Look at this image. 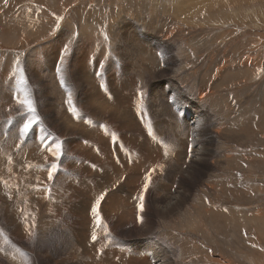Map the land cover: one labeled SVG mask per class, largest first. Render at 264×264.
I'll return each instance as SVG.
<instances>
[{
  "label": "rangeland",
  "instance_id": "rangeland-1",
  "mask_svg": "<svg viewBox=\"0 0 264 264\" xmlns=\"http://www.w3.org/2000/svg\"><path fill=\"white\" fill-rule=\"evenodd\" d=\"M233 1L218 0L217 4L214 0H187V2L183 0H0V35L4 38L0 40V80L3 81H0L2 86H0V181L5 175H8L10 181H14L7 184L0 182L2 183L0 188L3 185L6 189L3 194L0 193V204L10 201V196L15 194L17 203L15 207L19 210V214L14 217V223L19 215L23 214L22 221L27 222H21L24 226H21L22 231L25 232V228L29 226V230H26L23 236L15 235L13 232L7 233L10 231L5 232L0 228V243L7 245L3 250L12 252L17 249L20 252L19 258L22 261L25 258L23 264H82L85 261L84 257L87 256L92 261L96 259L94 264H102L99 257L106 254L108 257L111 256V264H133L135 258L137 260L147 258V261L149 259L151 261L147 264H153L150 254L146 252L148 250L144 248L152 247V242L157 241L156 236L159 232L155 230L158 227L146 231L144 224L150 221L157 226L153 200L161 193L167 192V189H173L179 184L178 180H181L190 162L188 156L184 158L183 153L191 155L192 146L188 144L192 142L188 141L185 145L182 132L175 136L174 133L163 129V126L160 127L162 133L158 136L151 124L152 118L161 116L159 119L162 124L181 126L184 114L187 108H190L188 98L194 99L195 93L190 92L188 95L185 89H180L181 85L177 81L188 78L194 80L193 82L204 81L207 86L215 87L221 78H224L219 84L220 88H217L219 93L217 94L216 89L213 88L211 94L217 95V104L224 108L225 119L222 120L224 122L222 125L226 127L225 135L214 143L209 142L205 161L199 162L193 159L196 165L194 171L199 173L203 180L208 176L213 177V182L218 188L206 196L195 192L193 188L196 187V182L189 181L194 196V199L190 198L189 208H198V211L207 213L203 229L205 233L203 236V233L184 229L182 232L179 231L184 238L181 241L189 247L194 256L186 255V259L183 254L180 255L177 247L173 253H166V259H171V263L174 264H194L196 259L204 260V264H210L213 258L221 257V261L225 264H264V0ZM2 33L5 34L3 37ZM164 34L168 37L166 35L164 41L159 44L158 39ZM65 46L67 51L64 50ZM36 78H42L43 85L51 78H93L92 82H97L98 91L103 92L105 96L99 97L98 106L105 108L108 103L109 106L106 108L111 106L110 110L114 106L117 108L112 102H115L112 99L116 98V95L111 88L114 85L120 86L122 81H126L123 95L121 94L120 97L121 102L123 101L121 105L126 106L130 111H138L142 119L137 126L130 120L127 122L126 119L124 121L126 126L119 128L117 123L107 122L102 118L103 134L106 137L105 142H110L112 145L120 142L127 153L134 156L137 160L134 162L141 169L135 172H130L129 169L119 170L117 166L112 165L114 160L97 144V121L92 112L94 104L88 108L85 107L87 102L81 100L86 93L85 86L80 90L72 85L64 86L66 89H63L61 84L64 98L56 102L47 99L52 102L51 106H47V110L50 109L53 113L59 112L62 121L65 120L69 126L65 134L45 124L43 119L46 118L44 117L46 107L44 109L39 101L37 95L39 88L34 84ZM148 78H160L164 83L168 82L171 87L180 90V95L168 97L167 93L171 92L169 86L165 88L166 93L156 90L157 87L154 91L153 87L149 86ZM43 89L47 94L51 91L48 86ZM155 93L157 97H154ZM10 95H13L11 96L13 101ZM51 95L56 94L52 92ZM5 97L10 98L6 101ZM156 98L158 102H152ZM50 99L52 100V96ZM12 102L14 103L11 104ZM103 103L106 105L102 106ZM29 104L33 109L31 112L27 110ZM199 107L203 113L215 117L216 113L212 112L208 105ZM20 117L35 120L34 127L42 130L43 136L37 134L29 138V134L21 135ZM227 117L229 118L226 119ZM79 123L85 128L78 131L73 139L70 135L73 136L75 125L79 126ZM208 125L204 123L201 126L209 130ZM189 128L191 130V125ZM120 135L127 136L128 139L120 140ZM202 139L207 143L204 137ZM156 140H158L157 145L150 149L152 142ZM31 142L34 146H29L30 152L25 151L21 163L17 164L15 160L13 163L12 154L15 152L20 154ZM169 142L180 152L179 156H175L174 153H168V158L164 156L163 149ZM187 145L188 150L185 148ZM35 148L39 150V155L28 159L27 156L32 155ZM8 149L10 155L7 153ZM215 153L218 156L214 155ZM218 159L223 164L218 166L216 163ZM6 165L10 167L8 166L2 174L1 170ZM112 167L113 175L108 172L113 169ZM88 168L92 170L107 168L103 171L107 176L110 175L112 179L110 181L114 183L117 179L116 185L109 188V193L129 183L128 188L134 194L136 200L134 207L138 214L134 213V217L132 216L130 220L128 218L132 208L130 201L127 202L124 197L114 195L123 203L120 204L125 215L122 216L121 211H116L105 217V219L110 218V221L104 219V222H101L99 216L98 225L94 223L91 225L96 232L95 242L92 240L90 229H88V239L83 240L79 226L81 219L66 210V199L81 185L79 179L94 178V172L87 171ZM50 170L53 171L51 180ZM158 178L160 179L155 181ZM145 184L148 185L146 189ZM15 185L21 187L20 192L14 191ZM29 190L39 194L35 196L38 201L35 200V207L25 208L26 203L20 196ZM92 192L94 194L89 192L87 196L93 194L92 198H95L96 190ZM103 192L96 198V200L101 197L104 199L100 200L99 205L106 201V195L109 194L108 191ZM16 196H19V199ZM87 196L85 198L89 199ZM85 198L83 196L80 199L77 196L74 198V203L79 204L80 200L86 201ZM55 207L60 212L56 211ZM96 208V212L99 213L100 208L97 206ZM3 209L4 206L0 207L2 224L6 219L3 217ZM38 209H41L42 213ZM257 209L262 213L259 218L253 215ZM13 211L15 209L11 212ZM48 211L57 216L58 225L46 234L42 233L39 227L42 224L40 217ZM114 219L121 220L122 223L116 226L114 221L112 222ZM66 228L71 229V235L65 232ZM3 259L6 258L0 254V264H9Z\"/></svg>",
  "mask_w": 264,
  "mask_h": 264
},
{
  "label": "bare ground",
  "instance_id": "bare-ground-1",
  "mask_svg": "<svg viewBox=\"0 0 264 264\" xmlns=\"http://www.w3.org/2000/svg\"><path fill=\"white\" fill-rule=\"evenodd\" d=\"M183 1H186L187 0H183ZM216 1V3L218 2V0H214V2ZM236 1H239V0H234L233 2H236ZM185 2V3H186ZM206 2V1H205ZM191 3V1L189 2ZM193 3H195L193 1ZM210 3V2H209ZM168 4V3H167ZM187 4V3H186ZM207 4V2H206ZM218 4V3H217ZM230 4V3H229ZM228 4V5H229ZM181 5V4H180ZM184 5V4H183ZM212 5V3H211ZM210 5V7H211ZM220 6V5H219ZM179 7V5H178ZM181 7V6H180ZM177 10H179L177 8ZM178 12V11H176ZM174 13V11H173ZM196 14V13H195ZM176 15H178V13H176ZM194 15V14H193ZM125 18V17H124ZM126 19V18H125ZM126 21V20H125ZM128 21V19H127ZM126 21V22H127ZM117 22V21H116ZM122 23V22H121ZM172 24V23H171ZM116 27V26H115ZM123 27V26H122ZM132 28V27H130ZM83 29V27H82ZM96 29V28H95ZM134 29V27H133ZM3 30V29H2ZM129 30V29H127ZM136 30V28L134 29ZM4 31H5V28H4ZM1 32V31H0ZM129 32V31H128ZM127 32V33H128ZM167 32V31H166ZM5 33V32H3ZM2 33V37L3 34ZM7 33V32H6ZM171 33V31H170ZM133 34V32H132ZM130 35V34H129ZM167 34H164L162 36H160V38L158 39V42L159 44H161L165 37H166ZM170 35V34H169ZM131 37V36H130ZM134 37V36H133ZM168 37V35H167ZM0 38H1V35H0ZM132 38V37H131ZM171 38V37H170ZM4 38H1L0 40H3ZM136 39V38H135ZM161 39V40H160ZM135 41V40H134ZM2 42V41H1ZM137 42V41H136ZM135 42V43H136ZM3 43V42H2ZM134 43V42H133ZM48 45V44H47ZM56 45V44H55ZM129 45V43H128ZM12 46V45H11ZM53 47V46H52ZM58 48V46H57ZM54 49V48H53ZM124 49V48H123ZM139 49V48H138ZM142 49V48H141ZM102 51V50H101ZM114 51V50H113ZM123 50H121L122 52ZM115 52V51H114ZM41 53V52H40ZM67 53V52H66ZM123 55H125V53H122ZM116 55V54H115ZM128 55V54H127ZM119 56V55H118ZM126 57V56H125ZM11 58V57H10ZM15 61V59H14ZM8 62V61H7ZM7 64V63H6ZM10 63H8L9 65ZM178 64V63H177ZM248 65V64H247ZM24 66V65H23ZM54 66V65H53ZM25 67V66H24ZM30 68V67H29ZM42 68V67H41ZM222 69V68H221ZM10 70V69H9ZM12 70V69H11ZM159 71V70H158ZM173 71V70H172ZM84 72V71H83ZM76 73V72H75ZM74 75V74H73ZM48 76V75H47ZM76 76V75H75ZM200 77V76H199ZM23 79V78H22ZM162 79V78H161ZM192 79V78H191ZM214 79H218V78H214ZM224 78H221L219 84L224 81L223 80ZM21 80V79H19ZM42 78H36V81H34V84L36 85L37 88H39L37 90L38 92V98L40 99L39 101H41V103L43 104V108L45 109V115L44 117L46 116L44 120L45 124L51 126V127H54L56 131H60L62 134H65V131L66 129H68V125L67 123L64 121H62L63 119L60 117V113L59 112H52L49 110H47V106H51L50 104L52 102H49L48 100L50 101H53V102H56V100L58 99H63L64 96L62 94V89H61V84H63V89L65 87H68V86H76L77 90H80L82 89L84 86L86 87L85 89V92L84 93V97H82V101L83 102H87V106L85 107H88L93 105L94 104V109L92 110L93 112V115L97 121L96 123V130H97V138H96V142L97 144H99V146H101V148L103 149L104 153H106V155L108 154V156H110L114 161H113V164L112 165H115L117 166V168L119 170H123V169H129L130 172H135L137 170H140L141 167H138L136 165V163L134 161H137L135 160L134 156L130 153H127V151L121 146L120 142H115L113 145L110 143V142H105V136L103 134V122L102 121V118L103 120H106L107 122H114V123H117L119 128L122 127V126H126L125 124V120L127 119L129 122V120L131 121L132 124L134 125H138V123L141 121L142 117L139 115L138 111H130L126 106H122L121 103H123V101L121 102V99L120 97L123 95L122 94V91H124L123 89L125 88L126 86V81H122L121 82V85L120 86H117V85H114L112 89L113 92H115V97L114 99L112 100H115L112 101L113 102V105L115 104L117 108H115V106L113 107L112 110H110L109 107L108 109L106 107L109 106V104L107 103L108 106H106L105 108L104 107H101V106H98L99 103H98V99L99 97L101 96H104L101 92L98 91L97 87V82L93 81V78H57V79H50L49 82H45V85L42 84L41 82ZM119 80V79H118ZM201 80H203L201 78ZM2 81V80H0ZM24 81V80H23ZM71 81V82H70ZM109 81V80H107ZM148 83H149V86L153 87L154 91H155V88L157 87L156 90H159L160 92H163V93H166L165 92V88L169 86V88L171 87L168 82H165L163 80H160V78H148ZM167 81V80H166ZM194 81V80H193ZM191 81L190 79L188 78H184L182 79L181 81H177L180 85H181V88L180 89H185L188 93V95L190 94V92H194V99H189L188 98V104H189V107L191 108H187V112L184 114V120H182V125L181 126H175L173 124H170V125H164L160 122V119L159 116L158 118H152V126L155 130V132H157V135L160 136L161 133H162V129L160 127L163 126V129L165 128L167 131L169 132H172L174 133V135L176 136L178 133L182 132L183 133V137H184V140H185V145L189 142H192L188 145L192 146L191 148V152L190 154L191 155H186V152L183 153V156L184 158H186L188 156V159H190V162H188L189 166L186 167V170L184 171L183 173V176L181 177V180H178V183L176 186H174V188H170V189H167V192H163L159 195V197L155 200H153V212H154V215L157 219V226H154L153 224L150 223V221H148L147 223L145 222L144 226L146 228V231H152L154 229H156L155 227H158L155 231L156 232H159V236L157 235L156 236V239L157 241H153L152 242V247H149V246H146L144 249H147L148 251H146L148 254H150V258L152 259V263L153 264H174V263H171V259H166L167 257V254L168 252L170 253H173L175 251V249L178 247V251L181 254H183V256L187 259V256L188 257L190 256H194V253L191 252L189 250V247H186V245L182 242L184 238H182V235L180 234V232L184 230H187V231H190V232H198V233H203V236H204V227H205V218L207 216V213L205 212H202V211H198V208H189L190 207V198L194 199V196L192 195V188L189 184H191V182H196V187L193 188V190L199 194H203V195H210L216 188H218V186L213 182V177H207L206 179H202L199 175V173L197 174L196 171H194V163H193V159H197L199 162H202V161H205V152L208 150V146L210 145L209 142H212L214 143L218 138H220L222 135L224 136L225 132L226 131V127H224L222 125V120L225 119L224 117V108L222 105H218L217 102H216V98H217V95L216 94H211V89L215 88L216 89V92L217 94L219 93V90L217 88H220L219 84H217L215 87L214 86H210L212 88H210L209 86H207L204 81H195L193 82ZM214 81V80H212ZM3 82V81H2ZM106 82V81H105ZM216 82V81H215ZM214 82V83H215ZM216 82V83H217ZM10 83V81H9ZM74 84V85H73ZM112 84V83H111ZM115 84V83H113ZM162 84V85H161ZM172 84V83H171ZM10 85V84H9ZM223 85V84H222ZM1 86V85H0ZM12 86V85H11ZM25 86V85H24ZM48 86L51 91L53 93H55L56 95H51L52 92L49 91L48 94L45 93V90L43 89V87H46ZM65 86V87H64ZM110 86V85H109ZM160 86V89H158ZM2 87V86H1ZM14 88V87H13ZM5 89V88H4ZM35 89V88H34ZM66 89V88H65ZM110 89V90H111ZM127 90V88H126ZM169 90H171V92L167 93L168 94V97H171V95H175L174 97H176V94H178V96L180 95V90H178V88H173L171 87ZM1 91V90H0ZM8 91V90H7ZM95 91H98L97 93H95ZM31 92V91H30ZM76 92V91H75ZM1 93V92H0ZM6 93V92H5ZM8 93V92H7ZM11 94V93H10ZM69 94V93H68ZM73 95V93H71ZM122 94V95H121ZM36 96V94H34ZM112 95V94H111ZM187 95V96H188ZM13 96V95H10V97ZM34 96V97H35ZM50 96H52V100L50 99ZM9 97V98H10ZM16 97V96H14ZM13 97V98H14ZM33 97V98H34ZM63 97V98H62ZM105 97V96H104ZM113 97V96H112ZM111 97V98H112ZM154 97H157V94L155 93L154 94ZM9 98H6L5 97V100L8 101ZM124 98V97H123ZM4 99V98H3ZM12 99V97H11ZM25 99V98H24ZM48 99V100H47ZM117 99V100H116ZM37 100V98H36ZM65 100V99H64ZM13 101V99L11 100ZM81 101V102H82ZM17 102V101H16ZM89 102V103H88ZM108 102V101H107ZM152 102L156 103L158 102V99H153ZM14 102H12L11 104H13ZM66 103V101H65ZM98 103V104H97ZM106 103V102H105ZM105 103H103L102 106L106 105ZM58 104V103H56ZM97 104V105H95ZM101 104V103H100ZM111 104V102H110ZM64 105V104H63ZM81 105V104H80ZM86 105V104H85ZM112 105V106H113ZM157 105V104H156ZM202 105H208L210 110L215 114V117H210L209 115L203 113L202 111H200V107L199 106H202ZM39 106H42L39 104ZM75 106V105H74ZM1 107V106H0ZM36 107V106H35ZM59 107H63V106H59ZM70 107V106H69ZM78 107V106H77ZM74 108V107H73ZM115 108V109H114ZM26 109V108H24ZM57 109V108H56ZM55 109V110H56ZM78 109V108H77ZM184 109V108H183ZM21 110V109H19ZM85 110V109H84ZM90 110V109H89ZM25 111V110H24ZM68 111V110H67ZM86 111V110H85ZM91 111V110H90ZM89 112V111H88ZM123 112L125 114H123ZM25 113V112H24ZM82 113V112H81ZM26 114V113H25ZM24 114V115H25ZM38 114V112H37ZM226 114V113H225ZM7 115V114H6ZM19 115V114H18ZM21 115V114H20ZM83 115V114H82ZM160 115H163V114H160ZM165 116V115H164ZM19 117V116H18ZM32 117V116H31ZM43 117V118H44ZM21 118V117H20ZM34 118V117H33ZM84 118V117H83ZM213 118V119H212ZM229 117H227L226 119H228ZM19 119V118H18ZM87 119H89L87 117ZM23 127V124L27 121H30V120H27L26 118H21L19 120ZM40 121V120H39ZM92 121V120H91ZM228 122V120H226ZM234 121V120H233ZM4 122V121H3ZM15 122V121H14ZM42 122V120H41ZM136 122V123H135ZM226 122V123H227ZM204 123H207L209 124L208 126H210L209 130L206 129L204 126H201L202 124ZM80 124V125H79ZM77 125H75V131L72 132V135H70V137H73V139L75 138L74 136H77V133L78 131H80L81 129L83 130L85 127H83L84 125L82 123H79ZM86 124V122H85ZM125 124V125H124ZM224 124V122H223ZM16 125V124H15ZM190 125H191V130H190ZM2 126V125H1ZM44 126V125H43ZM2 128V127H1ZM41 128V127H40ZM53 128V129H54ZM71 128V127H70ZM74 128V127H73ZM114 128V127H113ZM17 129V127H16ZM38 129V128H37ZM36 129V126L33 127V129L31 130V134L30 132L28 133L29 134V138H31L32 135H37L39 134L40 136L42 135V130H37ZM48 129V128H47ZM46 129V130H47ZM140 129V127H139ZM175 129V130H174ZM44 130V128H43ZM94 130V129H93ZM92 130V131H93ZM96 130L94 132H96ZM34 131H37V132H34ZM50 131V130H49ZM90 131V130H89ZM128 131V130H127ZM92 132V135L93 133ZM13 133V132H12ZM90 133V132H89ZM17 134V133H16ZM49 134V133H48ZM80 134V133H79ZM86 134V133H85ZM91 134V133H90ZM90 134H87L90 135ZM19 135V134H18ZM68 135H69V132H68ZM141 135V134H140ZM163 135V134H162ZM173 135V134H172ZM11 136V135H10ZM43 136V135H42ZM53 136V135H52ZM63 136V135H62ZM86 136V135H85ZM121 136V135H120ZM23 137V136H22ZM34 137V136H33ZM56 137V136H55ZM81 137V136H80ZM91 137V136H90ZM144 137V136H143ZM155 137V136H154ZM196 137V139H195ZM202 137H204V140L207 141V143H204L203 142V139ZM27 138V137H26ZM41 138V137H40ZM68 138V137H67ZM131 138V137H129ZM138 138V137H137ZM15 139V138H14ZM71 139V138H70ZM88 139V138H87ZM90 139V138H89ZM112 139V138H111ZM122 139H128L127 136H121L120 137V140ZM165 139V138H164ZM168 139V138H167ZM222 139V137H221ZM4 140V139H3ZM8 140V139H7ZM16 140V139H15ZM32 140V139H31ZM29 140V141H31ZM119 140V141H120ZM130 140V139H129ZM137 140V139H136ZM1 141V140H0ZM6 141V140H5ZM14 141V140H13ZM32 141H35V140H32ZM41 141V140H40ZM140 141V140H139ZM144 141V140H143ZM157 141L156 140L154 143L152 142L151 144V147L150 149H153L155 147V145H157ZM9 142V141H8ZM28 142V141H27ZM26 142V143H27ZM42 142V141H41ZM129 142V141H128ZM10 143V142H9ZM12 143V142H11ZM10 143V144H11ZM44 143V142H43ZM57 143V142H56ZM19 144V143H18ZM14 145V142L13 144ZM38 145V144H37ZM44 145V144H43ZM188 145L185 147L187 148ZM1 146V145H0ZM17 146V145H15ZM29 146H34L33 143H28V145L26 146V148H23L22 151L20 152V154H18V152H15L12 154V159L11 161H13L14 163V160L17 164H20L21 163V160L22 158L25 157V151L28 150ZM41 146V145H40ZM98 146V145H97ZM7 147V146H6ZM14 147V146H13ZM51 147V146H50ZM36 148H40V147H36ZM33 149V154L32 155H28L27 158L29 159V157H37L39 155V150H42L41 148L39 150H36ZM79 148V147H78ZM100 148V149H101ZM158 148V147H156ZM221 148V147H220ZM223 148V146H222ZM30 149V148H29ZM50 149V148H48ZM60 149V148H59ZM5 150V149H4ZM3 150V152H4ZM31 150V149H30ZM97 150V148H96ZM188 150V148H187ZM217 150V149H216ZM9 149L7 150V153H8ZM47 151V150H46ZM88 151V150H87ZM93 151V150H92ZM103 151H101L103 153ZM183 151V150H182ZM27 152H30L29 150ZM41 152V151H40ZM49 152V151H48ZM78 152V151H77ZM90 152V151H89ZM209 152V151H208ZM46 153V152H45ZM86 153V151H85ZM91 153V152H90ZM97 153V152H96ZM148 153V152H147ZM168 153H174L175 156H179L180 155V152L177 151L172 143H168L166 145V148L164 147L163 149V154L165 157H167ZM207 153V152H206ZM2 155H4L2 152H1ZM9 154V153H8ZM28 154V153H27ZM30 154V153H29ZM48 154V153H46ZM100 154V153H99ZM151 154V153H150ZM217 153H215L214 155H216ZM10 155V154H9ZM91 155V154H90ZM102 155V158H103V154ZM182 155V154H181ZM49 156V155H48ZM88 156V155H87ZM107 156V158H108ZM163 156V157H164ZM218 156V154H217ZM2 157V156H1ZM40 157V156H39ZM47 157V156H46ZM105 157V155H104ZM128 157V158H127ZM228 156H226L227 158ZM25 158V160L27 159ZM101 159V157H99ZM168 158V157H167ZM172 158V156H171ZM174 158V157H173ZM213 158V157H212ZM220 158V156H219ZM5 159V158H4ZM41 159V158H40ZM109 159V158H108ZM107 159V160H108ZM163 159V158H162ZM175 159V158H174ZM187 159V160H188ZM192 159V160H191ZM203 159V160H202ZM24 160V162H25ZM58 160V159H57ZM169 160V159H168ZM180 160V159H179ZM210 160V159H209ZM35 161V160H34ZM42 161V159H41ZM111 161V160H110ZM160 161V160H159ZM172 161V160H171ZM175 161V160H174ZM73 162V161H72ZM83 162V161H82ZM164 162V161H163ZM213 162V161H212ZM2 163V161H1ZM10 163V162H9ZM84 163V162H83ZM149 163V162H148ZM216 163L217 165H221V161L218 159L216 160ZM7 164V163H5ZM28 164V163H27ZM31 164V163H30ZM29 164V165H30ZM106 164V163H105ZM111 164V163H110ZM198 164V163H197ZM223 164V163H222ZM26 165V164H25ZM97 165H99L97 163ZM181 165V164H180ZM179 165V166H180ZM183 165V164H182ZM202 165V164H201ZM205 165V163L203 164ZM213 165V164H212ZM3 166V165H2ZM9 165H6L5 168H2L1 170V173L4 174L3 172H5L8 168ZM20 166V165H18ZM41 166V165H40ZM110 166V165H109ZM108 166V167H109ZM174 166V165H173ZM178 166V167H179ZM209 166V165H208ZM216 166V165H215ZM224 166V165H223ZM222 166V167H223ZM10 167V166H9ZM14 166H12L13 168ZM24 167V166H23ZM93 167V166H92ZM106 167V166H105ZM226 167V166H225ZM224 167V168H225ZM1 168V167H0ZM19 168V167H18ZM86 168V166L84 167ZM83 168V169H84ZM113 168V167H112ZM184 168V167H183ZM31 169V168H30ZM46 169V168H45ZM51 169V168H50ZM56 169V168H55ZM105 168H103L104 170ZM172 169V168H171ZM223 169V168H222ZM12 170V169H11ZM16 170V169H15ZM14 170V171H15ZM28 170V169H27ZM90 171V172H94V178L92 177H89L88 179H79V182H81V185L79 186V188H77L76 190L72 191V194H70V196L66 199V210L68 213H71L73 215H77L81 220L79 226L81 227V230H80V234L81 236H83V240H87L88 239V229L92 230L91 231V235L93 236L96 232H95V228H93L91 225L92 223H94L96 226L98 225V222H99V219L98 217L100 216L101 217V222L105 219L106 216H110L113 212L116 213V211H121V215L124 216L125 215V212L122 211V205L120 203V198L118 199V197H114V195H118V196H121V197H124L125 201H130V205H132V208H131V213L129 214V219L133 216L134 217V213L137 214V211H136V207H134V203L136 202V200L134 199V194L133 192L130 190L129 187V183L125 185H121L119 186L115 191H112L111 193L109 188H111L112 186H115V182H111L110 180V175L107 176V174L99 169V168H94L93 170L91 168H88L87 171ZM107 170V168L105 169ZM109 170V169H108ZM113 170H109L108 172L113 175ZM116 170V169H115ZM118 170V171H119ZM178 170V169H177ZM180 170V169H179ZM208 170H209V167H208ZM13 171V170H12ZM29 171V170H28ZM27 171V172H28ZM31 171V170H30ZM33 171V170H32ZM41 171V170H40ZM172 171H174L172 169ZM220 171V170H219ZM17 172V171H16ZM35 172V170H34ZM37 173H39L38 171H36ZM117 172V171H116ZM217 172V171H216ZM30 173V172H29ZM99 173V174H98ZM115 173V172H114ZM125 173V172H124ZM128 173V172H127ZM21 174V173H20ZM24 174V173H23ZM120 174V173H119ZM118 174V176H119ZM210 174V173H208ZM10 175V174H9ZM3 176V175H2ZM11 176V175H10ZM30 176V175H29ZM32 176V175H31ZM44 176V175H43ZM92 176V175H91ZM115 176H116V173H115ZM13 177V176H12ZM11 177V179H12ZM37 177V176H36ZM117 177V176H116ZM2 178V177H1ZM112 178V177H111ZM122 178V177H121ZM62 179V178H61ZM160 178L156 179L155 181H158ZM19 180V179H18ZM28 180V178H27ZM51 180V179H50ZM3 181L2 183L3 184H7L9 182H12L10 181V179H8V175H5V177H3V179L1 180ZM0 181V182H1ZM30 181V180H29ZM129 181V180H128ZM189 181H191L189 183ZM216 181V180H215ZM14 182V181H13ZM75 182V181H74ZM0 183V184H2ZM41 183V181H40ZM44 183V182H43ZM125 183V182H124ZM27 184V183H26ZM11 185V184H10ZM46 185V184H45ZM76 185V184H74ZM215 185V186H214ZM12 186V185H11ZM16 186V189L14 191H18L20 192L21 191V187H18L17 185ZM31 186V185H30ZM13 187V186H12ZM45 187V186H44ZM71 187V186H70ZM165 187V186H164ZM2 188V189H1ZM1 194H3L5 192L6 189L3 188V185L1 187ZM6 188V187H5ZM8 188V187H7ZM35 188V187H34ZM113 188V187H112ZM46 189V188H45ZM70 189V188H69ZM220 189V188H219ZM8 190V189H7ZM13 190V188H12ZM39 190V189H37ZM93 190H96V193H95V198H92L94 197V192H92ZM42 191H45L42 189ZM48 191V190H47ZM103 191H108L109 194L106 195V201L102 202L100 205L98 204L97 205V200L96 198L103 192ZM68 192V191H67ZM93 193V194H89L88 193ZM192 192V193H191ZM10 193V192H9ZM22 193V192H21ZM33 193V195H32ZM38 193V191H37ZM41 193V192H40ZM104 193V192H103ZM39 194H36V191H35V194H34V191L33 190H29L27 192H25V194L22 193V195L20 196V198L23 200V202L25 201V208H32V206H34V202L36 200L35 196H38ZM79 197L80 199H82V197L84 196V198L87 196L89 197V199L85 198L86 201H83V200H80V203H74V198L75 197ZM4 197V196H3ZM18 197L19 199V196H16ZM6 198V197H5ZM40 198V197H39ZM115 198H117L118 200H115ZM10 201H7V202H3L0 204V207L4 206V209H3V217H5V221L4 223L2 224V213L0 215V228L7 232V231H10V232H7V233H11L13 232L15 235L19 234L20 236H23L24 233L26 232V230H29V226L27 228H25V232L22 231V226L21 225V222H27V221H22V218H23V214L22 215H19V217L16 219L15 223H14V217L16 216V214L18 213V209H16V198H15V194H12V196H10ZM108 199V200H107ZM5 200V199H4ZM55 200V199H54ZM58 200V198L56 199ZM76 200V199H75ZM104 200V199H103ZM196 200V199H195ZM38 201V200H36ZM53 202V201H52ZM55 202V201H54ZM193 202V201H192ZM36 203V202H35ZM38 203V202H37ZM22 204V203H21ZM39 204V203H38ZM59 204V203H58ZM57 204V205H58ZM123 204V203H122ZM137 204V203H136ZM23 205V204H22ZM60 205V204H59ZM38 206V205H37ZM43 206V205H42ZM99 207L100 208V212L97 213V212H94L93 211V208L94 207ZM136 206V205H135ZM10 207L12 209H10ZM35 207V206H34ZM62 207V206H61ZM139 207V206H138ZM137 207V208H138ZM141 207V206H140ZM224 207V206H223ZM38 208V207H37ZM48 208V207H47ZM65 208V207H64ZM13 209H15V211H13V213L11 212ZM43 209V208H42ZM49 209V208H48ZM56 211L60 212V210H58L56 207H55ZM40 210L41 212V209H38V211ZM139 210V208H138ZM139 212V211H138ZM42 213V212H41ZM54 213V212H53ZM19 214V213H18ZM40 216V214H38ZM138 215V214H137ZM254 216H257L258 218L262 215V213L260 212V209H259V212H258V209H257V212H254L253 213ZM264 215V214H263ZM37 216V215H36ZM38 217V216H37ZM132 217V218H133ZM125 218V217H124ZM236 218V217H235ZM13 219V220H12ZM41 221H42V224L40 228L41 232L42 233H48L49 230H51L52 228H57V225H58V218L57 216L54 214H52V212L48 211V212H45L44 214H42V216L40 217ZM75 219V218H74ZM78 219V218H77ZM107 220L109 219L110 221V218H106ZM105 219V220H106ZM131 220V219H130ZM33 221V220H32ZM30 221V222H32ZM39 221V220H37ZM114 221V222H113ZM144 221V220H143ZM29 222V223H30ZM104 222V221H103ZM112 222L117 226V225H120L122 223L121 220H118V219H114L112 220ZM152 222V221H151ZM36 223V222H35ZM34 223V224H35ZM10 225V226H9ZM24 225V224H23ZM28 225V224H27ZM26 225V226H27ZM33 225V223H32ZM39 225V223H38ZM39 225V226H40ZM103 225V224H102ZM22 226V227H21ZM31 226V225H30ZM36 227V226H35ZM38 227V226H37ZM15 228V230H14ZM54 228V229H55ZM24 229V228H23ZM32 229V228H31ZM34 229V228H33ZM32 229V230H33ZM36 229V228H35ZM97 229V227H96ZM31 230V231H32ZM38 230V229H36ZM66 231L65 232H68L69 235L72 234V231L71 229H65ZM208 230V228H207ZM64 231V230H63ZM180 231V232H179ZM29 232V231H28ZM33 232V231H32ZM36 232V231H35ZM142 232V231H141ZM212 232V231H211ZM6 233V234H7ZM62 233V232H60ZM194 233V234H195ZM26 234V233H25ZM37 234V233H35ZM66 234V233H65ZM33 235V234H31ZM38 235V234H37ZM77 235V234H75ZM202 235V234H201ZM8 236V234L6 235ZM43 236V235H41ZM9 237V236H8ZM26 237V235H25ZM35 237V236H34ZM68 237V236H67ZM187 237V236H186ZM33 238V237H32ZM72 238V237H71ZM79 238V237H78ZM197 238V237H196ZM39 239V238H38ZM42 239V237H41ZM82 239V238H81ZM144 239V238H143ZM160 239V240H158ZM30 240V239H29ZM182 240V241H181ZM50 241V240H49ZM1 242V241H0ZM44 242V241H43ZM47 242V241H46ZM186 242V241H185ZM189 243V242H188ZM187 243V245H188ZM13 244V243H12ZM73 244V243H72ZM104 244V243H103ZM31 245V244H30ZM33 245V244H32ZM39 245V244H38ZM89 245V243H88ZM71 247V245H69ZM84 246V244H83ZM192 246V245H190ZM7 247L6 244H2L0 243V254H2L6 259H3L5 262L6 260L8 261L9 264H23L25 262H23L25 260V256L23 257L24 260L22 261L19 256H20V252L15 249L13 250L12 252H6L5 249ZM9 248V247H8ZM54 248V247H53ZM74 248V247H73ZM77 248V247H76ZM80 248V247H79ZM67 249V248H66ZM82 249V248H81ZM92 249V247H91ZM192 249V247H191ZM20 250V249H19ZM53 250V249H52ZM139 250V249H138ZM10 251V250H9ZM61 251V250H60ZM86 251V250H85ZM91 251V250H90ZM120 251V250H119ZM134 251V250H133ZM177 251V252H178ZM89 252V251H88ZM138 253V251H137ZM80 254V253H79ZM83 254V253H82ZM146 254V253H145ZM211 254V253H210ZM118 255V254H117ZM147 255V254H146ZM199 255V254H198ZM174 256V255H173ZM28 257V256H27ZM91 257V256H90ZM110 255L109 257L106 255H102L101 257H99V260L102 262V264H111L110 263ZM118 257V256H117ZM22 258V259H23ZM85 258V261L82 263V264H94L95 260L92 261V259H90L88 256L87 257H84ZM94 258V257H93ZM168 258H170L168 256ZM185 258H184V262H185ZM113 259V258H112ZM115 259V258H114ZM212 259V258H211ZM76 260V259H75ZM141 260H144V259H139L137 260L135 258V261L133 262V264H147L149 261H147V258L141 262ZM170 260V261H169ZM173 262H174V259H172ZM189 260V259H188ZM187 260V261H188ZM222 258L221 257H216V258H213L211 263L210 264H225V262L223 263L222 261ZM80 261V259H79ZM224 261V260H223ZM100 262V263H101ZM151 262V261H150ZM44 264V263H43ZM193 264V263H192ZM194 264H204V260H200V259H196V261L194 262Z\"/></svg>",
  "mask_w": 264,
  "mask_h": 264
},
{
  "label": "snow or ice",
  "instance_id": "snow-or-ice-1",
  "mask_svg": "<svg viewBox=\"0 0 264 264\" xmlns=\"http://www.w3.org/2000/svg\"><path fill=\"white\" fill-rule=\"evenodd\" d=\"M65 51H67V46H65ZM27 103V102H25ZM29 112L33 111V109L31 108L30 104L28 105V109H27ZM35 120H30V121H27L23 124V127L21 128V135H27L34 127L35 125ZM54 167V166H53ZM53 177V171H49V179H52ZM148 187L147 184H145V189ZM103 199V197H101L100 199L97 200V205L100 203V200ZM141 201L143 200V193L141 194V197H140ZM93 211L96 212L97 211V208L94 207L93 208ZM99 219V217H98ZM97 239V237L95 235L92 236V240L95 242V240Z\"/></svg>",
  "mask_w": 264,
  "mask_h": 264
}]
</instances>
